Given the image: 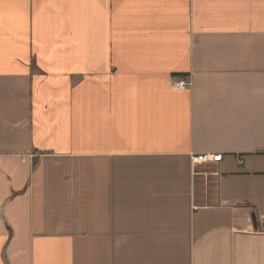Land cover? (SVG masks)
<instances>
[{
    "label": "crops",
    "instance_id": "1",
    "mask_svg": "<svg viewBox=\"0 0 264 264\" xmlns=\"http://www.w3.org/2000/svg\"><path fill=\"white\" fill-rule=\"evenodd\" d=\"M252 214L264 0H0V264H264Z\"/></svg>",
    "mask_w": 264,
    "mask_h": 264
},
{
    "label": "built area",
    "instance_id": "2",
    "mask_svg": "<svg viewBox=\"0 0 264 264\" xmlns=\"http://www.w3.org/2000/svg\"><path fill=\"white\" fill-rule=\"evenodd\" d=\"M172 85L176 87L177 89H184L186 85H188V82H186L183 79H178L175 81H172ZM220 159L219 154H213V153H199L192 155V162L194 163H205V162H216Z\"/></svg>",
    "mask_w": 264,
    "mask_h": 264
},
{
    "label": "water",
    "instance_id": "3",
    "mask_svg": "<svg viewBox=\"0 0 264 264\" xmlns=\"http://www.w3.org/2000/svg\"><path fill=\"white\" fill-rule=\"evenodd\" d=\"M252 223H253L254 229H258V228H260V226H262V228H264V225L259 224L258 219L254 214H252Z\"/></svg>",
    "mask_w": 264,
    "mask_h": 264
}]
</instances>
